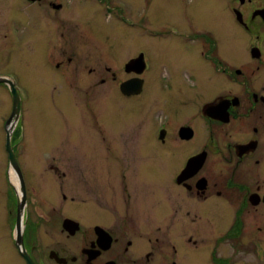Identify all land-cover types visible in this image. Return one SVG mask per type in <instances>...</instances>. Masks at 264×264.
Listing matches in <instances>:
<instances>
[{"label": "flooded vegetation", "instance_id": "1", "mask_svg": "<svg viewBox=\"0 0 264 264\" xmlns=\"http://www.w3.org/2000/svg\"><path fill=\"white\" fill-rule=\"evenodd\" d=\"M140 1V12L112 8L126 25L120 37L126 47L112 37L103 69L86 70L88 59L75 49L78 25L58 0L25 2L38 9L43 29L30 43L21 41L12 11L0 21V96L11 100L0 133L16 164L6 154L0 264H264V0H225V13L237 23L236 43L197 27L196 8L185 0H160L166 20L158 27L149 21L151 1ZM170 5L178 8L174 15ZM42 42L47 59L41 61L36 44ZM138 42L156 45L158 57L127 47ZM21 46L31 54L19 57L33 79L28 91L5 71ZM150 72L159 73L170 97L148 89L146 105ZM169 79L180 82L174 91ZM59 83L76 119L65 117L49 151L25 145L55 124L20 123V93L57 108ZM100 86L108 91L100 93ZM105 93L127 112L108 128L107 141L101 138L107 125L95 120L103 116L100 101L98 117L81 113L91 111L85 97L95 101Z\"/></svg>", "mask_w": 264, "mask_h": 264}, {"label": "rangeland", "instance_id": "2", "mask_svg": "<svg viewBox=\"0 0 264 264\" xmlns=\"http://www.w3.org/2000/svg\"><path fill=\"white\" fill-rule=\"evenodd\" d=\"M63 3V15L69 20V23L73 25H78V29L75 27L73 32V37L78 36V41L75 44V49L81 52L84 58L88 59V66L86 70L89 68H94L99 66L101 69L106 67L105 64H108V60L106 58V52L111 46L112 37H117L118 40L116 42V47L125 48L126 43L120 39L121 35L125 33V30H121L124 28L123 23L119 22L118 14L112 10L114 6H118L120 4L123 5V8H127L129 10H133L135 12L141 11V1L140 0H58ZM151 1V22L152 26L158 27L162 25V21L166 20L165 17V7L160 5V0H150ZM169 3V0H166ZM189 4H194L196 8V20L195 23L197 27H208L211 31L215 32L218 36V40L224 43L237 42L236 35L239 33L237 30V23L235 18H232L231 14L225 13V0H185ZM27 0H0V21L8 15H10L11 11L13 15L11 17L15 18L19 22V31H20V39L21 41H29L31 42V38L33 34H37L38 36L43 34V29L41 25V21L39 18V11L35 6H28L25 4ZM122 8V7H119ZM173 12V15L177 11L176 6L170 5L168 7ZM140 13H138V16ZM123 20L129 21L128 18L124 15ZM139 18H136L137 22ZM171 19V18H170ZM5 20V19H4ZM11 23V20H10ZM11 25V24H9ZM71 28V27H70ZM198 29V28H197ZM228 34L227 36H225ZM225 36V37H224ZM230 37V40L226 39ZM232 37L235 40H231ZM221 39V40H220ZM127 47H144L152 59H156L158 57V53L160 48H157L156 45L150 43H137L134 46ZM26 49L22 46L13 52H11L12 60L9 64V68H5V71L10 72L19 78L21 83L25 86L26 91H28L33 86V79L30 77V68H28L19 57L21 55H25L28 60L31 59V54L25 51ZM36 50L38 58L41 61L47 59L45 52V46L42 43L36 44ZM166 49L163 51V55L165 58ZM109 65V64H108ZM47 66L41 68V71H45ZM149 81L144 99L146 105H149L152 97L148 95V89L151 91H155L156 95L167 99L170 97L165 94L162 84L159 82V73L150 72ZM170 80V79H169ZM172 84V91L177 89V85H180V82L176 79L170 80ZM61 89H58L59 97L55 98V106L50 103L47 98L37 97L26 95L21 92L20 93V101H21V119L20 123H24L25 125L32 124L35 127L39 128L42 124H55L54 131L49 132H36L35 133V142H26L25 145H29V143L35 149H43L50 150L51 143L55 142L59 139L58 127L65 121V117L68 121H74L76 119V108L73 104L68 102V92L66 90V86L62 83H59ZM177 87V88H176ZM99 89V88H98ZM100 90L102 92L108 91L107 86H100ZM63 93L62 98H60V94ZM100 100H89L87 97L84 99L83 106H90V112H87V108L83 107L82 112L91 113L92 110L95 113V117L97 116L96 109L94 105L99 103L100 101V114L101 118L95 119L96 124H100V120H102L105 125H107L105 133L102 134L101 138L106 139V141L110 138V132L108 131L109 127L116 126L121 121L123 122L126 119L127 112L118 111L117 103L119 100L117 98L108 99L109 95L101 94ZM141 106V105H140ZM11 100L7 98L5 95L0 96V130L3 128L2 121L7 113L10 111ZM135 108V107H133ZM11 114V112H10ZM130 117L136 116V110H129ZM10 116V115H9ZM98 117V116H97ZM89 118V119H90ZM92 121V120H91ZM88 128H92V125L88 126ZM28 130V129H27ZM30 133L27 136V131L25 132V139H28ZM2 133H0V187L6 186L7 175L5 174L6 169L2 164L5 165L7 158L5 152V144L2 141ZM100 138V139H101ZM26 141V140H24ZM68 143V141L66 140ZM25 149L22 150V154ZM27 151V150H26ZM7 188H4V191Z\"/></svg>", "mask_w": 264, "mask_h": 264}, {"label": "water", "instance_id": "3", "mask_svg": "<svg viewBox=\"0 0 264 264\" xmlns=\"http://www.w3.org/2000/svg\"><path fill=\"white\" fill-rule=\"evenodd\" d=\"M236 18L239 21V16H237V14H236ZM18 113H19V99L18 98H13L12 116L16 117ZM6 151H7L8 155H9L10 164L12 165V167L15 168L16 164H15V159H14V153L12 151V148L10 146L9 141L6 144Z\"/></svg>", "mask_w": 264, "mask_h": 264}, {"label": "bare ground", "instance_id": "4", "mask_svg": "<svg viewBox=\"0 0 264 264\" xmlns=\"http://www.w3.org/2000/svg\"><path fill=\"white\" fill-rule=\"evenodd\" d=\"M15 180V178H13V181Z\"/></svg>", "mask_w": 264, "mask_h": 264}]
</instances>
